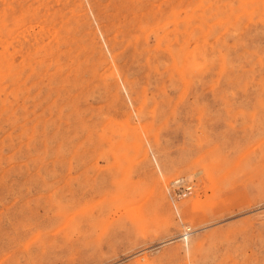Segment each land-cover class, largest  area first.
Instances as JSON below:
<instances>
[{"label": "rangeland", "instance_id": "obj_1", "mask_svg": "<svg viewBox=\"0 0 264 264\" xmlns=\"http://www.w3.org/2000/svg\"><path fill=\"white\" fill-rule=\"evenodd\" d=\"M0 264H264V0H0Z\"/></svg>", "mask_w": 264, "mask_h": 264}, {"label": "bare ground", "instance_id": "obj_2", "mask_svg": "<svg viewBox=\"0 0 264 264\" xmlns=\"http://www.w3.org/2000/svg\"><path fill=\"white\" fill-rule=\"evenodd\" d=\"M180 180H182L181 178H176V179H174V180H172V181H170L169 182V191L172 193V196H171V198H172V200H173V195H174V193L175 192H180L181 190V187H180V183H181V181ZM182 192V191H181ZM175 204V203H174ZM183 234H184V236H187L188 234H190V231L188 230L187 232L186 231H184L183 232Z\"/></svg>", "mask_w": 264, "mask_h": 264}, {"label": "built area", "instance_id": "obj_3", "mask_svg": "<svg viewBox=\"0 0 264 264\" xmlns=\"http://www.w3.org/2000/svg\"><path fill=\"white\" fill-rule=\"evenodd\" d=\"M180 181H181V183H180L179 185H180V187H182V185H183V181H182V180H180ZM182 191H183L185 194H190V192H191V187L186 185V187H185V186L182 187Z\"/></svg>", "mask_w": 264, "mask_h": 264}]
</instances>
